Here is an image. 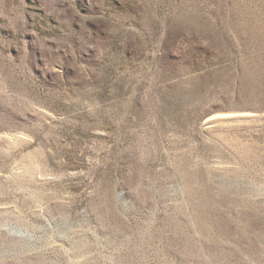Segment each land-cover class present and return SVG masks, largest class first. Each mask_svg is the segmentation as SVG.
I'll return each mask as SVG.
<instances>
[{
  "label": "rangeland",
  "instance_id": "obj_1",
  "mask_svg": "<svg viewBox=\"0 0 264 264\" xmlns=\"http://www.w3.org/2000/svg\"><path fill=\"white\" fill-rule=\"evenodd\" d=\"M0 264H264V0H0Z\"/></svg>",
  "mask_w": 264,
  "mask_h": 264
}]
</instances>
